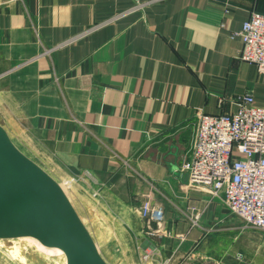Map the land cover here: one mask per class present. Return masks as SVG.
Returning <instances> with one entry per match:
<instances>
[{"label": "crops", "instance_id": "obj_1", "mask_svg": "<svg viewBox=\"0 0 264 264\" xmlns=\"http://www.w3.org/2000/svg\"><path fill=\"white\" fill-rule=\"evenodd\" d=\"M255 11L264 0H0V124L45 170L91 173L75 194L125 264H264V231L180 170L198 112H234L244 92L264 106L231 37ZM149 192L160 226L140 214Z\"/></svg>", "mask_w": 264, "mask_h": 264}, {"label": "built area", "instance_id": "obj_2", "mask_svg": "<svg viewBox=\"0 0 264 264\" xmlns=\"http://www.w3.org/2000/svg\"><path fill=\"white\" fill-rule=\"evenodd\" d=\"M146 3H138L133 9ZM243 46L238 58L255 64L264 74V13L253 12L239 32ZM237 110L211 114L198 112L190 154L180 170L188 181L207 190L214 198H222L229 211L243 222V228L264 231V106L254 103L250 92L237 96ZM89 171L66 179L67 185L87 181ZM155 187L153 186L152 189ZM99 192H93L98 196ZM151 192L140 206L143 218L159 224L165 220L164 209L154 206ZM199 219L192 220L196 225ZM155 251H146L144 262L152 260ZM160 264H170L166 259Z\"/></svg>", "mask_w": 264, "mask_h": 264}, {"label": "water", "instance_id": "obj_3", "mask_svg": "<svg viewBox=\"0 0 264 264\" xmlns=\"http://www.w3.org/2000/svg\"><path fill=\"white\" fill-rule=\"evenodd\" d=\"M24 236L63 250L67 264H109L58 181L0 124V238Z\"/></svg>", "mask_w": 264, "mask_h": 264}, {"label": "rangeland", "instance_id": "obj_4", "mask_svg": "<svg viewBox=\"0 0 264 264\" xmlns=\"http://www.w3.org/2000/svg\"><path fill=\"white\" fill-rule=\"evenodd\" d=\"M1 125L4 126L2 122ZM10 137H12L14 140L12 133ZM14 143L16 144V141ZM46 171L51 176H53L64 189L72 204L75 205L79 211L78 214L81 215L80 217H82L81 219L83 220L84 224L86 223V227L92 231V234L96 239H100V242L98 243L102 247L100 249L98 245L97 247L103 258L109 264H125L126 259H124L122 251L120 249L117 250V247L114 246L113 243L110 244V242H112V235L109 232H99V234L96 232V229L98 231V227L95 228L94 226L96 220L94 219L93 221L90 215L85 214L83 208L81 207V203L79 202V198L75 194L74 188L76 184L67 185L65 183L66 179L61 178L50 169L46 168ZM82 187L84 193H87L89 188L86 186V184H83ZM105 242H107V244L109 243V247L107 246L108 248L104 246ZM0 264H67V258L63 250L55 247L45 246L34 237L24 236L17 238H0Z\"/></svg>", "mask_w": 264, "mask_h": 264}]
</instances>
